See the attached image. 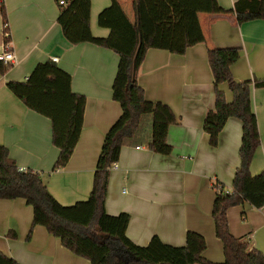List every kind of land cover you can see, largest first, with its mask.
Wrapping results in <instances>:
<instances>
[{
    "label": "crops",
    "instance_id": "crops-1",
    "mask_svg": "<svg viewBox=\"0 0 264 264\" xmlns=\"http://www.w3.org/2000/svg\"><path fill=\"white\" fill-rule=\"evenodd\" d=\"M128 18L135 21L133 0H117ZM238 0H218L230 10ZM8 12L10 43L5 44L0 13V54L7 48L16 63L0 74V144L8 148L19 168L45 176L48 189L63 206L87 201L105 136L122 115L113 99V84L120 58L112 50L90 43L72 45L58 24L56 0H3ZM112 0H91V30L106 38L109 29L99 26V14ZM155 22L153 46L138 72L139 85L149 101L168 105L178 123L171 126V155L153 153L145 147L124 146L117 168L111 170L106 212L128 213L129 239L147 246L154 236L173 246H184L188 231L203 235V256L222 263L225 254L212 218L213 184L231 189L240 165L243 124L227 121L212 147L204 131L207 113L215 108L214 79L208 51L240 48L241 57L231 68L237 82L264 80V19L238 24L230 14L199 13L206 43L190 47L184 54L185 19L177 0H146ZM58 59L57 64L72 77V91L86 97L83 130L75 151L61 170L53 171L59 149L52 143L50 119L30 110L7 87L8 82H26L39 63ZM228 103L233 94L221 85ZM252 107L257 116L261 146L251 164V174L264 170V88H253ZM34 211L24 199H0V252L20 264H91L66 249L61 240L43 226L33 227ZM231 233L246 238L264 253V208L249 203L228 211ZM31 237L29 238V234ZM10 234L16 235L12 238Z\"/></svg>",
    "mask_w": 264,
    "mask_h": 264
},
{
    "label": "trees",
    "instance_id": "trees-1",
    "mask_svg": "<svg viewBox=\"0 0 264 264\" xmlns=\"http://www.w3.org/2000/svg\"><path fill=\"white\" fill-rule=\"evenodd\" d=\"M65 1L64 5L60 2ZM185 19L184 47L174 50L184 54L188 48L206 43L199 22V13L230 14L238 24L264 19V0H238L230 10L218 0H177ZM60 7L58 24L72 45L94 44L112 50L120 62L113 84V99L122 108V115L105 136L94 174L92 192L87 201L73 206L61 205L50 193L44 175L28 169L21 172L8 148L0 144V199H24L33 207L34 226H43L59 238L62 245L91 264H264V253L246 238L235 237L230 230V208L249 203L255 209L264 208V170L253 176L251 164L261 146L257 116L252 107V89L264 88V80L237 82L231 71L241 57L240 48H214L208 51V61L214 79L215 108L205 118L204 131L209 143L216 147L227 121L239 119L243 124L240 165L231 189L220 182L213 184L215 200L212 218L217 238L223 245L225 261L216 263L203 254L207 242L203 235L188 231L184 246L164 243L154 236L147 246H139L127 236L131 221L128 213L109 215L105 209L109 178L119 162L124 146L145 147L153 153L171 155L168 142L171 126L178 123L173 110L162 102L149 101L139 85L137 75L145 56L153 46L156 26L146 0H133L135 21L132 22L117 0L98 17L100 27L109 29L106 38L96 37L91 30V0H56ZM5 44L10 43L8 12L0 5ZM8 35V36H7ZM138 53V55H137ZM136 77L133 80L134 60ZM13 65L0 60V74ZM227 84L233 94L228 103L221 85ZM8 89L30 110L47 117L52 124V143L59 149L53 171L69 163L81 137L87 99L72 91V77L48 60L39 63L26 82H8ZM29 234V238L31 237ZM12 238L16 235L10 234ZM0 264H20L0 252Z\"/></svg>",
    "mask_w": 264,
    "mask_h": 264
},
{
    "label": "built area",
    "instance_id": "built-area-1",
    "mask_svg": "<svg viewBox=\"0 0 264 264\" xmlns=\"http://www.w3.org/2000/svg\"><path fill=\"white\" fill-rule=\"evenodd\" d=\"M1 4H3V0H0V5ZM60 4L64 5L65 1H61ZM0 60L3 61L6 64H11V65H14L16 63V61H17L16 55L14 54V52L10 51L8 48H7V50H5V52L0 54ZM53 61L57 63L58 59H54ZM114 168H117V164L114 165L113 169ZM27 170L28 169H26V168H20L21 172H25Z\"/></svg>",
    "mask_w": 264,
    "mask_h": 264
},
{
    "label": "water",
    "instance_id": "water-1",
    "mask_svg": "<svg viewBox=\"0 0 264 264\" xmlns=\"http://www.w3.org/2000/svg\"><path fill=\"white\" fill-rule=\"evenodd\" d=\"M137 55H138V53H137ZM136 60H137V56L135 57V60H134V67H133V80H134L135 77H136V67H137Z\"/></svg>",
    "mask_w": 264,
    "mask_h": 264
}]
</instances>
